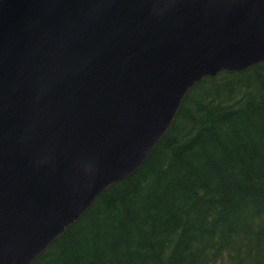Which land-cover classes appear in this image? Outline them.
Masks as SVG:
<instances>
[{
  "label": "water",
  "instance_id": "95a60500",
  "mask_svg": "<svg viewBox=\"0 0 264 264\" xmlns=\"http://www.w3.org/2000/svg\"><path fill=\"white\" fill-rule=\"evenodd\" d=\"M262 62L264 0H0V264L139 169L204 77Z\"/></svg>",
  "mask_w": 264,
  "mask_h": 264
},
{
  "label": "trees",
  "instance_id": "16d2710c",
  "mask_svg": "<svg viewBox=\"0 0 264 264\" xmlns=\"http://www.w3.org/2000/svg\"><path fill=\"white\" fill-rule=\"evenodd\" d=\"M32 264H264V62L195 84L143 165Z\"/></svg>",
  "mask_w": 264,
  "mask_h": 264
},
{
  "label": "bare ground",
  "instance_id": "6f19581e",
  "mask_svg": "<svg viewBox=\"0 0 264 264\" xmlns=\"http://www.w3.org/2000/svg\"><path fill=\"white\" fill-rule=\"evenodd\" d=\"M237 72V71H236Z\"/></svg>",
  "mask_w": 264,
  "mask_h": 264
}]
</instances>
